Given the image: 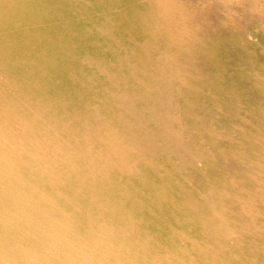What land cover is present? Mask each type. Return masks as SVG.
I'll return each mask as SVG.
<instances>
[{
    "label": "bare ground",
    "instance_id": "1",
    "mask_svg": "<svg viewBox=\"0 0 264 264\" xmlns=\"http://www.w3.org/2000/svg\"><path fill=\"white\" fill-rule=\"evenodd\" d=\"M0 264H264V0H0Z\"/></svg>",
    "mask_w": 264,
    "mask_h": 264
}]
</instances>
